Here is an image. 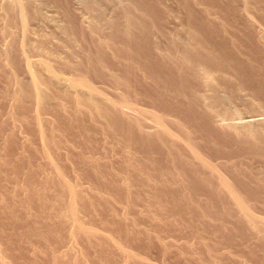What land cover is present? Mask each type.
Segmentation results:
<instances>
[{
	"label": "rangeland",
	"instance_id": "obj_1",
	"mask_svg": "<svg viewBox=\"0 0 264 264\" xmlns=\"http://www.w3.org/2000/svg\"><path fill=\"white\" fill-rule=\"evenodd\" d=\"M19 3L24 24L0 0V264H264V0ZM213 89L256 133L220 125Z\"/></svg>",
	"mask_w": 264,
	"mask_h": 264
},
{
	"label": "bare ground",
	"instance_id": "obj_2",
	"mask_svg": "<svg viewBox=\"0 0 264 264\" xmlns=\"http://www.w3.org/2000/svg\"><path fill=\"white\" fill-rule=\"evenodd\" d=\"M13 1V4L17 7V10H18V14H19V16H20V18H21V22L24 24V23H26V19H27V16H26V13H25V11L21 8V6H20V3H19V0H12ZM79 1H81V2H84V3H87V5H89V7H96L97 6V0H79ZM102 2V1H101ZM123 11H125V10H123ZM257 39V38H256ZM243 40V39H242ZM254 40V39H253ZM245 41V40H244ZM251 42V41H250ZM257 42V41H256ZM255 42V43H256ZM258 42H260L259 40H258ZM195 44H196V42H195ZM253 44V43H252ZM257 44H259V43H257ZM256 44V45H257ZM260 46V45H259ZM257 47V46H256ZM263 46H261V48H262ZM199 48H201V46H199ZM203 48V47H202ZM201 48V49H202ZM205 48V47H204ZM217 48V47H216ZM218 49V48H217ZM209 50V49H208ZM234 51V50H233ZM203 52V51H202ZM256 52V51H255ZM251 53V52H250ZM199 55L200 54H198V53H196V54H194L193 56H189V57H186L184 60L186 61V63H188L190 66H192V68H194V67H198L197 66V64H194V60L195 59H197V57H199ZM221 56V55H220ZM229 57V56H228ZM259 58V57H258ZM220 59V58H219ZM219 59H217V58H215L214 60H213V62H215V64L217 63V65L218 64H223V62L221 63L220 61H222L221 59L219 60ZM196 62V61H195ZM261 63V62H260ZM28 64V63H27ZM214 64V63H213ZM214 64V65H215ZM216 65V66H217ZM227 66V65H226ZM220 66H218V68H219ZM232 68V67H231ZM242 69V68H241ZM49 70V69H48ZM222 70V69H221ZM220 70V71H221ZM200 71V70H199ZM226 71H227V69H226ZM243 71V70H242ZM231 72V71H230ZM52 73V72H51ZM50 73V74H51ZM202 73H204V72H202ZM206 73V72H205ZM233 73V72H232ZM234 74V73H233ZM260 76H262V75H260ZM234 78H235V76H234ZM245 80V79H244ZM79 82H74V84H73V86L74 87H72V88H76V87H83V88H86L87 87V80H85V79H80V80H78ZM222 83V82H221ZM208 84H210V83H208ZM212 84V83H211ZM210 84V85H211ZM257 84V83H256ZM78 85V86H77ZM215 85V87H216V84H214ZM223 85V84H222ZM243 85V84H242ZM207 86V85H206ZM262 86V85H261ZM208 87H210V86H208ZM232 87V86H231ZM256 87V86H255ZM38 87H36L35 85H34V91H35V95H36V98H37V101H40V102H43V98L44 97H42V95L38 92V89H37ZM213 87L211 86V89H212ZM217 88V87H216ZM224 88V87H223ZM237 88V87H236ZM248 88V87H247ZM261 88V87H260ZM77 89V88H76ZM215 89V88H214ZM213 89V95H212V98L211 99H213L214 101H212V104L214 105V106H217V107H220V109H215L214 110V112L216 113V114H214V115H216V116H218V117H220L219 119H220V121H221V124L220 125H222V124H225L226 125V127L227 128H233L234 129V131H237V132H239V131H242V130H245L246 132H248L249 134L250 133H256V131L253 129V127L255 126V125H257L258 123H260V120H258L259 118H257L255 115H247V116H240L239 114L240 113H238V112H236V111H232V110H230L229 109V107H228V105H229V103H230V101H231V97L229 96V95H231L230 93H228V90L226 91L225 90V92H221V91H219V89L218 90H214ZM224 89H226V88H224ZM223 89V90H224ZM243 89V88H242ZM255 89V88H254ZM263 89H264V87H263ZM222 90V91H223ZM209 91H211V93H212V90H209ZM251 91V90H250ZM260 91V90H259ZM227 92V93H226ZM260 93V92H259ZM259 93H257V95H259ZM248 94V93H247ZM249 94H251V93H249ZM82 95V94H81ZM238 95V94H237ZM257 95H255V96H257ZM262 95V94H261ZM83 96H86V95H83ZM252 97V96H251ZM210 99V98H209ZM256 99V98H255ZM258 99H260V98H258ZM257 99V100H258ZM263 99H264V97H263ZM77 100L79 101V102H82V103H84L87 107H92L93 109H95V110H97V104L92 100V99H90L89 97H84V98H80V96H79V98H78V96H77ZM233 100V99H232ZM211 102L209 101V104H210ZM211 105V104H210ZM212 105V106H213ZM213 106V107H214ZM212 107V108H213ZM214 109V108H213ZM211 110V109H210ZM234 110V109H233ZM208 111V110H207ZM252 111V110H251ZM213 112V113H214ZM253 113H255V112H253ZM259 113H261V111L259 112ZM212 114V113H211ZM244 114V113H243ZM234 115H236L237 117H236V119H237V121L238 122H236V123H233L232 121H233V119H231L232 121V123H226L227 121H226V119L227 118H231V117H235ZM258 116V115H257ZM212 117H215V116H212ZM218 119V118H217ZM236 119H235V121H236ZM230 120V119H229ZM261 120H263V118L261 119ZM222 121H224V122H222ZM264 121V120H263ZM260 124H262V123H260ZM259 125V124H258ZM223 126V125H222ZM260 126V125H259ZM264 127V126H263ZM229 128V129H230ZM255 129H256V126H255ZM237 132H235L236 134H238ZM244 132V131H243ZM258 132V131H257ZM234 133V132H233ZM260 135H261V132H260ZM241 136V135H240ZM249 136V135H248ZM256 136V135H255ZM243 137V136H242ZM244 137H246V136H244ZM263 137V136H262ZM255 138V137H254ZM246 139V138H245ZM256 139V138H255ZM258 140V139H257ZM261 141H263L264 142V139H261ZM262 142V143H263ZM226 186V188H227V190L230 192V193H232V195H234L235 197H238L237 195H236V193L233 191V189L231 188V186L230 185H225ZM68 190L67 191H69L71 194H72V190L70 189V187L69 188H67ZM79 226H76V228H78Z\"/></svg>",
	"mask_w": 264,
	"mask_h": 264
}]
</instances>
